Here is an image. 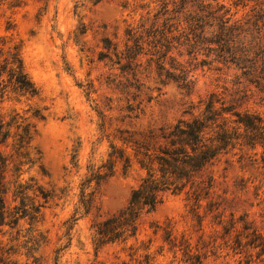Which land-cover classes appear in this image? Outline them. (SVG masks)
<instances>
[{
    "label": "rangeland",
    "instance_id": "obj_1",
    "mask_svg": "<svg viewBox=\"0 0 264 264\" xmlns=\"http://www.w3.org/2000/svg\"><path fill=\"white\" fill-rule=\"evenodd\" d=\"M263 15L264 0H0V34L22 43L38 88L34 97L7 100L2 112L9 117L14 109L32 108L43 115L31 118L41 160L26 165L19 180L34 178L51 193L38 221L22 219L13 227L9 215L0 226V264H246L231 248L235 233L224 236L216 215L224 222L245 216L264 233L260 144L238 141L208 164L201 179L213 186L199 200L186 191L163 193L156 209L141 218L136 237L97 248L94 236L99 222L127 206L146 175L126 139L162 143V131L202 114L212 92L243 112L264 115V53H256ZM223 16L231 17L225 30ZM233 24L238 53L248 50L256 71L222 56L220 33ZM128 31L137 34L131 39ZM164 31L160 46L171 49L162 70L151 53ZM193 31H204L201 41ZM129 50L141 53L123 70ZM180 69L189 72L190 90L166 79L167 71ZM112 145L125 150L130 165L119 160L112 176L88 182L93 170L107 169ZM2 149L9 153L11 145ZM13 173L10 165L4 179L9 211L19 203Z\"/></svg>",
    "mask_w": 264,
    "mask_h": 264
},
{
    "label": "trees",
    "instance_id": "obj_2",
    "mask_svg": "<svg viewBox=\"0 0 264 264\" xmlns=\"http://www.w3.org/2000/svg\"><path fill=\"white\" fill-rule=\"evenodd\" d=\"M260 18L264 19V15L258 18L257 25ZM220 19L223 23L222 30H225L231 17L223 16ZM262 25L264 26V23ZM263 26H260L258 31L261 35L258 36L259 41L257 42L259 50L256 53L258 56L259 53H264V31H261ZM235 28L236 24H233L228 28L230 31L220 33L221 44H223L222 56L225 55L232 62L248 63L250 65L247 67L251 71H256V58H250L248 50L245 53H238L235 46L236 37L234 31H231ZM203 32L193 31L194 37L201 41ZM128 34L132 39L137 33L128 31ZM167 34L165 31L162 32L160 38L156 40L154 51H151V54L158 55L157 64L162 70H165L163 58L171 49L170 44H167L166 50L163 51L160 46L163 44L162 40L167 39ZM105 40L110 42L109 39ZM105 47L107 50H111V45H105ZM138 49L140 50L139 47ZM208 49L209 51L215 50L212 46H208ZM113 50L117 60H112L115 63H120L122 57L116 53V47ZM129 53L125 57L128 62L122 65L123 70H125V66L132 65V61L136 60L141 51L129 50ZM109 55L110 52H107L101 56L108 57ZM188 73L187 70L180 69V74L167 71L165 76L166 79L179 82L184 88L190 90L192 81L188 79ZM160 74L162 76V73ZM37 94L38 88L25 67L22 43L15 41L9 35L0 34V226L6 224L9 215L12 217L11 223L13 224L11 226L13 227L19 225L22 219L32 222L37 219L38 221L41 208L51 195L34 178L25 182L19 180L26 165L33 167L41 160L40 149L33 145L37 129L31 118H43V115L38 109L32 111V108L25 113L14 109L9 117L2 112L3 105L7 100L14 98L19 101L22 97H34ZM237 107L236 103H226L218 93L212 92L202 114L189 121L181 120L168 131H162L160 135L163 139L162 143L152 145L149 141L126 139L133 146L141 167L146 170V175L140 184L132 190L127 206L96 225L94 236L96 247L99 248L117 241L125 242L129 238L136 237L141 218L156 209L162 201L163 193L167 191L177 194L186 191L194 194L197 200L203 194L207 195V190L213 186V181L206 178L201 179L205 167L222 152L234 147L238 141L251 147L259 144L264 145V115L249 111L243 112ZM28 112H31L32 115H27ZM232 116L235 118H231ZM232 122L238 126L230 129L229 124ZM241 128L243 132L239 131ZM9 145H11V151L5 153L2 147ZM110 156L108 165H106L107 169L104 172L93 170V175L87 180L88 182L96 180L97 183H100L112 176L115 172V164L119 160H124L126 167L130 165V156H126L125 150L116 145H112ZM10 165H12L13 174L17 175L14 195L19 199V203L14 206L13 211L8 210L4 196L8 188L4 181L5 172ZM89 186L86 185L84 189L87 190ZM38 197H42L45 201H39ZM216 218L218 223H223L224 236L230 235L232 232L235 233L234 239L231 241L233 243L231 248L236 254L244 255L246 264H264V233L248 222L245 216L236 219L232 215V218L226 222L222 219L221 214H217ZM238 224L241 225L237 229ZM167 239L170 240L169 235H167ZM227 240L229 242V239Z\"/></svg>",
    "mask_w": 264,
    "mask_h": 264
}]
</instances>
